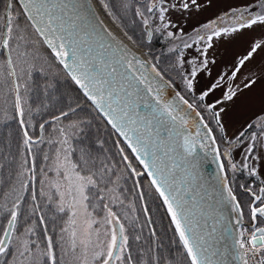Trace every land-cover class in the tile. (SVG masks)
<instances>
[{
    "label": "snow or ice",
    "instance_id": "1",
    "mask_svg": "<svg viewBox=\"0 0 264 264\" xmlns=\"http://www.w3.org/2000/svg\"><path fill=\"white\" fill-rule=\"evenodd\" d=\"M3 5V13L0 14V22L3 24L0 28V51L7 53V56L0 62V88L10 80L14 107L23 128L22 146L25 151L20 153V163L8 177L9 182L15 180L16 184L10 191L2 193L5 199L0 203V215L4 219L3 226H0V264H64L66 257L71 258L70 264H131V253L127 250L128 236L124 234L125 225L118 212L113 210L119 197L114 195L116 180L113 177H117V173L110 167V162L97 163L99 158H93L84 149L74 148L68 133L61 128L59 131L62 139L48 142L57 144L54 157L44 154L42 158L48 162L49 167L37 169L36 157L32 154L33 145L37 141L33 140L28 127H25L24 107L21 103V88H26V85L20 83L21 73H27L31 66L30 59L36 58L33 34L52 50L72 80L84 90V95L123 138L127 148L143 166L144 171L137 172L131 166L128 155H124V148H120L127 168L136 176L146 173L151 178V185L167 205V212L171 215L191 264H226L224 260L217 262L213 259L219 253L213 251L209 238L213 236L216 225L213 224L211 230L205 232L203 229L207 228V221L202 226L196 218L199 201L203 199L198 190L197 174L183 176L178 180L177 169L183 166L170 156L169 147L174 129L166 126L165 121L178 120L181 126L188 122L185 116L180 115L183 111L180 104L165 102L161 95L163 88L174 86L171 80L165 81L155 65L151 66L155 76L150 79L152 73L145 67L146 62L136 56L128 59L121 54L126 51L124 48H117L113 52L111 42H106L99 33L93 36L95 30L85 27L84 5L80 0H3ZM104 7L107 8V5ZM201 7L199 0H146L143 10L137 8L135 14L142 18L146 30L150 28L163 32L167 37L179 40L183 50L192 49L195 53L186 59L180 45L170 49L177 53L179 74L187 94L193 97L195 103H190L184 95L178 98L201 121L205 129L201 139L211 141L214 145L217 137L210 123L214 121L216 128L227 140L221 114L225 112V103L233 101L238 95L229 81L235 80L246 61L258 49L264 48V43H254L251 50L232 65L230 72H220L215 76L211 66L216 61L209 56V50L213 48L214 39L264 24V0H254L232 9L230 13L218 18V21L194 29L195 37H190L191 43L183 39L185 34L182 29H178L179 35L169 31V28L174 27L168 19L171 11L188 12ZM225 18L232 23H225ZM108 35L112 36L111 33ZM147 35L151 38L152 31H147ZM128 39L131 40V37ZM202 75L211 79L198 90V78ZM256 82L255 78H247L242 86L237 84L236 89L241 92L251 89ZM218 90L221 95L216 96ZM148 96L155 101L154 105L149 102ZM202 113L210 114V118L206 120ZM61 115L67 116L68 113ZM45 123L48 121L38 125L41 131ZM77 127L76 124L70 125L72 129ZM262 142L264 108L245 123L234 140H228L229 144L244 146L241 167L247 169L250 176L257 178L261 174V157L258 152ZM205 146L201 144V147ZM182 147L186 154H190L194 143L184 137ZM213 150L219 153L218 148ZM73 154H76V159L72 158ZM3 167L0 164V168ZM220 167H224L222 162ZM230 167L236 170L237 165L231 163ZM47 171L55 173L54 180L47 176ZM38 173L44 174L39 186L36 181ZM260 185L256 190L251 187L245 189L251 197L247 205L252 227L250 232L242 227L245 210L233 195L232 189L225 185V199L232 202L237 214L235 223L242 227L235 239L240 250L241 264H264V179L260 180ZM25 194L30 196V202L25 200ZM140 195L142 197L143 193ZM10 196L14 198L9 207ZM41 198L46 199L48 205L55 202V212L63 214L59 233L45 223V216L40 211ZM21 204L25 205L24 211L30 212L39 221V236L34 220L28 221L33 227L17 228L18 221L25 219ZM102 235L104 239H101Z\"/></svg>",
    "mask_w": 264,
    "mask_h": 264
},
{
    "label": "rangeland",
    "instance_id": "2",
    "mask_svg": "<svg viewBox=\"0 0 264 264\" xmlns=\"http://www.w3.org/2000/svg\"><path fill=\"white\" fill-rule=\"evenodd\" d=\"M252 2H254V0H199V3L202 5L199 10L192 9L188 12L171 11L169 13L168 19H170L174 25V27L169 28V31L176 32L179 35L178 29H182L185 34L183 39L191 43L190 37H195L194 29L201 28L211 21H218V18L223 17L225 13H230L232 9L239 8ZM98 3L113 24L121 31L123 36L127 39L131 37V40H128L140 51L145 53L148 61L152 65H155L156 70L163 74L164 79L166 81L169 79L171 80L174 85V91L178 93V95H184L190 103H195L193 97L187 94L181 75L179 74L177 68V53L175 51H170L173 47L180 45V41L167 37L163 32H157L150 28L146 30L142 18L135 14V9L139 8L143 10V5L139 2L137 3V0H133V2L130 0H98ZM105 4L107 8L104 7ZM126 4L127 7H125ZM3 7V1L0 0V14L3 13ZM225 23H232V21L225 18ZM2 27L3 24L1 22L0 28ZM149 30L152 31V36L148 39V35H146L145 32ZM33 38L36 40V58L30 59V67L21 65L22 67H28V72L21 73L20 80L22 85H26V88H21V103L24 107L25 127H28L29 135L33 137L34 141L38 142L42 132L39 129L36 132L35 130L39 124L44 123V121H50L53 117L63 112L82 108L81 110H83L84 114L76 117L73 114L70 117L67 116L68 118L66 117L65 130L74 148L80 149L76 139L85 136L84 147L82 149L88 151L93 158H99L97 163H99V161H104L105 163L110 162V167L117 173L118 179L117 177H113V179L116 180V192L114 195L118 196L119 200L115 202L113 210L118 212L121 216V222L125 225L124 234L128 236V243L130 242L133 245L130 249L127 246V250L131 253V264H181L179 256H177V248L173 249L172 247L166 246V251L172 255L168 256L162 253L163 250H160L159 246H154L159 230L164 231L166 235H168L169 232L164 228L163 224H160V222L159 224L156 223L161 220H158V213L153 209L155 205L154 201H158V198L156 193L152 190L149 181H147L145 175L136 176L135 173L126 167V162L123 161L120 154V148H124V155H128L131 166L135 168L137 172H142L139 170L135 160L132 159L130 153L125 149L121 141L117 139L113 131L109 129L103 119L99 117L97 112L88 104L86 99L81 96L75 87L81 98L84 99V103H86L93 113L100 118L106 128L111 131L113 137H108L104 134L99 121L93 117V114L88 108L83 107L82 99L76 96L77 92L73 91L71 87H69V83L65 81V77L61 74V72H63L61 67L57 66L54 59L49 55L45 47L34 34ZM256 42L264 43V24H257L251 28L233 33L232 35L221 36L218 39H214L213 48L209 50V56L216 61V63L211 66L213 69V76L220 72H230L232 65L243 58ZM180 48L183 50L182 45H180ZM183 51L186 59L189 58L190 55H195L192 49ZM5 58V52L0 51V62H3ZM13 59H15V54H13ZM154 59H157L158 62L153 61ZM17 71L19 72V68ZM247 78H255L257 81L256 84L253 85L251 89H245L242 92L236 89V85L239 84L242 86ZM198 79L200 80L198 85L199 90V88L206 86L211 78L202 75ZM229 83L232 84L234 90H237L238 95L233 101L225 103V112L221 114V120L224 123L227 133V140L219 132L218 128H216L214 121L210 123V126L214 128V135L217 137L215 145H217L218 149L220 147L219 154L220 151H222L224 155L228 152L232 156L233 163L237 165L236 170L232 169L233 172L231 176H233L239 172V165L243 163L242 149L244 146L235 143L229 144L228 140H234L235 135L242 130L245 123L264 108V48L258 49L251 59L246 61L235 80L229 81ZM71 84L73 85V83ZM0 92H2V94H0L1 125L5 126V117H8L9 114H15L16 120L13 123L16 125L19 123L20 117L14 107V95L10 91V80L5 82L3 87L0 88ZM39 92V97L42 98L36 101L33 94ZM219 95H221V92L218 90L216 96ZM44 110L51 111L43 112ZM33 113L38 114L34 116ZM202 114L205 115L206 120L210 118V114ZM84 118L87 122L84 126L86 131L79 136V133L75 129L70 128V125L77 124L80 119ZM20 129H22L23 133V128L21 127ZM98 131L100 134H98ZM46 132L51 134V137H48ZM45 134L42 142L43 144L37 146V143H35L32 149V151H37V169L48 168V162H44L42 159L43 155L47 154L50 158H53L55 149L57 148V144L54 143L53 146L49 144L45 145L46 137L48 142L53 141V138H55L57 134L59 138L62 139L56 124L51 128H47ZM118 141L119 143H117ZM258 155L261 157L259 161L261 173L259 179L261 180L264 179V142L261 144ZM72 158L76 159V154H73ZM13 160L16 161L18 159ZM19 162L20 160H18V163ZM229 170H231L230 166ZM244 171L246 176H250L247 169H244ZM43 175V173H38L36 176L37 186H39V181L43 178ZM47 176L55 179V173L52 171H47ZM227 179L229 181V177H227ZM45 183H47V181H45ZM6 186L7 187L0 188V203L5 199L2 193L8 192L12 187L9 185ZM109 187H113V185H109ZM141 192L143 193L142 197L140 195ZM24 198L26 200L28 199L27 201L29 202L31 201L30 196L27 194H25ZM120 201H123V203H120ZM52 206L55 207V202H53ZM145 209H147V211H145ZM21 211L23 212L24 210L21 209ZM51 215V217L55 218L58 216L52 213ZM30 217L29 212H27L25 219L18 221L17 228L19 229L21 226L33 227V225L28 222L31 220ZM2 218L3 215H0V220ZM166 222L169 228H171L172 225L169 220ZM242 227L246 229L249 228L244 217ZM242 227H240L241 231ZM37 236H39V232H37ZM137 237H139V239H137ZM101 239H104L103 235ZM149 242L152 243L150 244L151 249L148 246ZM40 247H43L42 238ZM70 260V257H66L64 264H70Z\"/></svg>",
    "mask_w": 264,
    "mask_h": 264
},
{
    "label": "water",
    "instance_id": "3",
    "mask_svg": "<svg viewBox=\"0 0 264 264\" xmlns=\"http://www.w3.org/2000/svg\"><path fill=\"white\" fill-rule=\"evenodd\" d=\"M80 3L84 5L83 15L86 17L84 22L85 27L89 28V30H95L92 33L93 36H95L96 33H99L104 37L106 42H111L113 52H116L117 48L126 49V51L122 52L121 54L126 55L128 59L136 56L140 61L146 62L145 67L147 68L148 72L152 73V76L149 78L151 79L155 76V72H152V64L146 58L145 53L140 51L125 36H123V34L120 33L121 31H117L118 28L109 19L105 11L101 7L100 8L103 10V13L98 9V0H80ZM108 33H111L112 36H109ZM112 37H115V39L113 40ZM42 45L45 47L49 55L54 59L57 66L61 67L66 77H68L71 83H73L74 87H76L81 96L86 99L88 104L97 112L99 117L103 119L109 129L113 131L117 139L121 141L125 149L130 153L132 159L135 160L139 170L143 172V166L135 158L134 154L131 153V150L127 148L123 138L120 137L115 129H113L111 125L107 123V120L103 114L84 95V90L81 89L74 80H72L68 71L65 70L63 65L59 63L52 50L46 45ZM5 54L7 56V53ZM70 62L71 61H69V63ZM156 79L158 80L159 77ZM161 95L163 96L165 102L180 104V107L183 108V111L180 112V115L185 116V119L188 121L183 126L180 125L178 120L175 122L168 120L165 121L166 126H170L174 129L169 152L171 158L175 159L177 164H182L183 166L182 168L177 169L178 180L183 176L197 174L196 180L198 183V190L201 193L203 199L199 201L196 218L200 221L202 226L204 225L205 221H207V228L203 229L205 232L210 231L213 224L216 225L213 236L209 238V243L213 245V251H217L219 253L213 259L217 262L224 260L226 264H241V260L239 259V246L235 243V239L240 233L241 226H238L235 223L237 214L233 210L232 202L228 199H225V197H227V189L225 185L228 186V179L225 177L224 168L221 169L220 167L221 159L219 153L213 150L214 148H217V145H213L211 141H204L201 139V137L205 134V129L203 128L201 121L198 117L192 114L191 109H188L179 101V95L174 91L173 87L163 88ZM147 99L153 105L155 104V101L151 98V96H148ZM185 113H187V115H185ZM184 137L190 138L194 143L193 151L190 154H186L184 148L182 147L184 143ZM201 144L206 146L201 147ZM144 175L147 181H149L152 190L156 193L158 201L161 203L163 211L166 213L168 220L172 225V229L179 239V235L175 230V225L171 219V215L167 212V205L163 203V199L151 185V178L148 177L146 173ZM179 242L183 247L182 241H180V239ZM184 253L187 256L185 249ZM187 258L190 262V258L188 256Z\"/></svg>",
    "mask_w": 264,
    "mask_h": 264
},
{
    "label": "trees",
    "instance_id": "4",
    "mask_svg": "<svg viewBox=\"0 0 264 264\" xmlns=\"http://www.w3.org/2000/svg\"><path fill=\"white\" fill-rule=\"evenodd\" d=\"M130 1L133 2V0H130ZM0 24H1V22H0ZM142 46L144 47L143 44H142ZM153 61H157V59H154ZM61 74L63 75V77H65V81L67 83H69V87H71V89L73 91L77 92L75 87H73V85L68 80V77L64 76L65 75L64 72H61ZM39 94H40V92L37 93V94H33L34 99L36 101H38L39 99L42 98V97H39ZM76 96L81 98V96L79 95L78 92H77ZM81 99H82V102H83V107L88 108L90 110V112L93 114V117L96 118L99 121V124L102 126L104 134L106 136H108V137H110V136L113 137L111 131L106 128L104 123L100 120V118H98L96 116V114L93 113L91 108H89L87 106V104L84 103L85 102L84 99L83 98H81ZM81 109L82 108L73 109V111L63 112V113H68V115H67L68 117L72 116L73 114L76 117V116H79L81 114H84L83 110H81ZM57 113H60V112H57ZM33 114H34V116H36L38 113H33ZM67 116H62L61 114L58 115V116H55V117H61L59 120H55V119H53L54 118L53 117L50 121H48L47 124L44 125V129L42 131L39 129V127H37L35 132L38 131V129L42 132V135H41L39 141L37 142V146H41L43 144L42 142H43L44 136L46 135L45 131H46L47 128H51L53 125L56 124L57 128H58V131L61 128L65 129V125H66V120L65 119H66ZM5 120H6V121H4L5 126H2L1 125L2 121H0V164L4 165L3 168H0V181H3V183H0V188L7 187L6 185L12 186L13 183H14V185L16 184L15 180H12L11 182H9L8 181V177L11 175L12 171L16 167H18V165L20 163V162L18 163V160H21L20 153L22 151H25L23 149V146L21 147L22 140H23V133H22V129H20L21 128L20 124L17 123L15 125L13 123L16 120L15 119V114H9L8 117L7 116L5 117ZM86 124H87V122L85 121V118L84 119H80V121L76 124L78 127L75 128V130L79 133V136H81L82 134L85 133L86 130H85L84 126ZM105 129H106V131H105ZM98 134H100L99 131H98ZM47 136L51 137V134L47 133ZM58 140H60V138H59V135L57 134L56 137L53 138V141H58ZM84 140H85V136L79 137L78 139H76L80 149H82L84 147V142H85ZM46 144H49L50 146H53V144L48 143L47 137H46L45 145ZM32 153L36 155L35 157H36V161H37V154H36L37 151H32ZM13 159H18V160H16L17 161L16 162ZM48 167H49V164H48ZM16 186L18 187V185H16ZM13 198L14 197H11V196L9 197V200H8V206L9 207L11 206V200ZM155 200H156V198H155ZM3 202H1V203H3ZM154 202H155V205H154L153 209H154V211H157V213H158V216H159L158 220L161 219L160 221H157L156 223L159 224V222H160V224H163L164 228L169 232V234L166 235L164 231L159 230L158 233H157V239L155 241L156 243L154 242V246L155 245H157V247L159 246V249L163 250L162 253H164L165 255L172 256L171 254L168 253V251H166V246L172 247L173 249L174 248L179 249V247H180L179 241H178V238L176 239V236L174 235V232H172V229L169 228V225L166 222V221H168L167 217H166L167 215H166V213H164L160 202H158L157 200L154 201ZM39 203L41 205L40 211L45 216V223L48 224L49 228H55L56 232L59 233L60 226L63 223V221L61 220V217L63 216V214L55 212V210H54L55 207H53L52 205H48L46 199H44V198H41L39 200ZM21 209H23V210L25 209V205L24 204H21ZM23 212H24V217H25V215L27 214L28 211H23ZM51 213L56 215V216L58 215L57 218H55V220H53V217H51L52 216ZM29 215H30V212H29ZM30 219L36 221L35 227H36L37 232H39V234H40L41 228H40V225H39V221L36 220L35 216H31ZM64 219L66 220L67 217H65ZM3 224H4V219L2 218L0 220V226H3ZM49 234H52V233L50 232ZM147 240H149V239H147ZM13 242L15 243V240H13ZM150 244H152V243L149 242V245L148 244L147 245L151 249ZM127 246L130 249L131 246H133V245L129 242L127 244Z\"/></svg>",
    "mask_w": 264,
    "mask_h": 264
},
{
    "label": "flooded vegetation",
    "instance_id": "5",
    "mask_svg": "<svg viewBox=\"0 0 264 264\" xmlns=\"http://www.w3.org/2000/svg\"><path fill=\"white\" fill-rule=\"evenodd\" d=\"M138 2L141 3V5H143L146 2V0H137V3ZM145 34L147 35V32H145ZM155 47H156V44H155ZM50 111L44 110L43 112H50ZM220 156L222 157V163L224 164V167H225V174H227V177H229L228 185L232 189L233 195H235L236 199L240 202L241 207L245 210V214L243 217L249 226V228L247 229L250 232L252 230V227H251V221L249 220V217H248L247 205L251 197H250V194L245 191V189L251 187L253 188V190H256L258 186H261L260 179L254 176H246L244 168H242L241 165H239L240 166L239 172L236 175L231 176L233 170L232 168L231 170H229V166L231 163H233L232 156L228 152L226 155H224L222 151H220ZM236 185H240V186H236ZM257 226H261V225H257ZM174 235L176 236V234ZM177 238L178 237L176 236V239ZM179 245L181 248L179 247V249H177V256H179L181 264H190L188 259H186L185 255H183L182 245L180 244V242H179Z\"/></svg>",
    "mask_w": 264,
    "mask_h": 264
},
{
    "label": "bare ground",
    "instance_id": "6",
    "mask_svg": "<svg viewBox=\"0 0 264 264\" xmlns=\"http://www.w3.org/2000/svg\"><path fill=\"white\" fill-rule=\"evenodd\" d=\"M98 9L99 10H101V8H100V6H99V4H98ZM101 12L103 13V10H101ZM117 31H118V29H117ZM120 32V31H119ZM121 33V32H120ZM122 34V33H121ZM128 42V41H127ZM129 43V42H128Z\"/></svg>",
    "mask_w": 264,
    "mask_h": 264
}]
</instances>
